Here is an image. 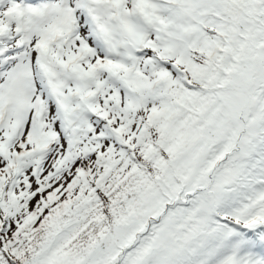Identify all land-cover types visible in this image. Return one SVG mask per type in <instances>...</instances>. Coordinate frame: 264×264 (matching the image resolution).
Listing matches in <instances>:
<instances>
[{
    "label": "snow or ice",
    "instance_id": "obj_1",
    "mask_svg": "<svg viewBox=\"0 0 264 264\" xmlns=\"http://www.w3.org/2000/svg\"><path fill=\"white\" fill-rule=\"evenodd\" d=\"M0 264H264V0H0Z\"/></svg>",
    "mask_w": 264,
    "mask_h": 264
}]
</instances>
